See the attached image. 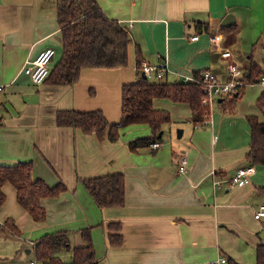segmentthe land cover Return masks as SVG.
<instances>
[{"label": "crops", "instance_id": "0c3cea01", "mask_svg": "<svg viewBox=\"0 0 264 264\" xmlns=\"http://www.w3.org/2000/svg\"><path fill=\"white\" fill-rule=\"evenodd\" d=\"M95 1L106 18L127 30L128 65L82 69L74 84L55 86L34 85L22 72L25 62L44 49L55 51L50 69L61 58L55 0H0V166L32 162L33 180L66 187L58 198L41 201L46 220L35 222L18 204L15 188L2 186L0 264L36 260L35 244L53 232H67L70 250L62 260L69 261L71 249L84 244L80 231L86 228L98 264H210L220 255L226 258L223 264H256L255 248L264 242L253 214L264 205L257 204L264 196V166L255 167L249 184L242 187L215 184L250 165V133L244 149L225 154L215 150L224 142L236 146L246 135L241 126L232 127L213 112L207 124L193 126L187 104L155 99L154 108L168 111L171 123L163 128L156 151L145 147L131 152L130 142L150 137L147 125L122 128L112 143L58 127L55 117L59 111H100L108 123L118 124L122 88L137 79V50L141 64L166 60L164 83L182 82L207 69L224 75L230 61L244 69L247 78L252 65L264 72V0ZM229 14L233 23L222 27ZM213 34L220 35L232 59H222L209 43ZM255 86L264 90L250 82L245 87ZM251 113L263 121L256 104ZM243 124L249 131L244 119ZM182 159L187 170L180 173ZM112 174L124 176V205L100 209L81 181ZM109 236L120 243L110 244Z\"/></svg>", "mask_w": 264, "mask_h": 264}, {"label": "trees", "instance_id": "16d2710c", "mask_svg": "<svg viewBox=\"0 0 264 264\" xmlns=\"http://www.w3.org/2000/svg\"><path fill=\"white\" fill-rule=\"evenodd\" d=\"M55 5L57 24L62 37V55L50 69L44 84L71 85L77 81L82 69L119 68L128 65L130 37L127 30L118 22L106 18L95 0H55ZM136 57L137 79L122 88L121 119L118 124L108 123L100 111L81 113L59 111L55 117L56 125L72 127L84 134L94 135L98 141L107 139L112 143L118 141L122 128L147 125L151 131L150 137L138 138L128 144V149L135 152L154 143L160 144L162 137L158 138V135L171 122L168 111L154 108L155 99L187 104L191 111L190 120L193 126L202 124L207 109L201 104L200 86L194 82H151L140 73L138 50ZM255 68L252 65L248 70L247 80L250 83L256 82L261 75V71ZM200 74L196 73L194 78H200ZM243 89L238 91L237 97L224 99L221 102L223 109L234 113L236 99ZM256 107L262 114L263 121L256 116L246 118L250 133L246 161L254 168L264 166V92L257 98ZM32 167V162H20L11 167L0 166V206L4 202L1 188L5 183H9L16 190L18 204L35 222H44L46 211L41 201L45 198H58L66 187L61 183L49 187L42 180H33ZM81 182L98 208L124 205L125 182L122 174L90 178ZM8 226L14 231L12 224ZM80 235L84 244L71 249L69 261L62 260V255L70 250L67 232L43 235L34 246L36 261L42 264H98L90 229H82ZM108 239L110 244L120 243L118 237L109 236ZM255 256L256 264H264V243L256 246Z\"/></svg>", "mask_w": 264, "mask_h": 264}, {"label": "built area", "instance_id": "2783aa9c", "mask_svg": "<svg viewBox=\"0 0 264 264\" xmlns=\"http://www.w3.org/2000/svg\"><path fill=\"white\" fill-rule=\"evenodd\" d=\"M198 39V35L192 37L190 40L194 41ZM208 41L211 45L218 49L220 57L224 60L232 59V53L228 48H224L221 45V38L219 34L209 35ZM55 56V51L53 49H44L39 52L33 59L27 60L22 68V72L28 76L30 81L34 85H41L48 77L52 59ZM226 72L224 75H219L213 72L211 69H207L201 72L200 78L196 79L194 77H186L182 82H194L200 86L201 90V104L207 110L203 116V123H208L210 115L212 113V108L220 104L221 101L227 97H231L238 93L240 89H243L247 83L246 71L235 63L230 61L226 65ZM168 71V64L162 61L158 64L151 65L142 63L140 68V73L144 74L146 79L161 81L166 72ZM256 84L264 87V72L257 78ZM2 86H0V91ZM217 137L214 136L212 143L216 141ZM160 147L159 144L154 143L150 145V148L156 151ZM186 161L181 160V164L178 171L186 172ZM255 173V168L253 166L239 167L234 171L228 173V175L215 184L219 186L221 183H225L231 187H242L249 184L252 175ZM214 174V173H213ZM212 174V175H213ZM253 217L256 221L264 224V205L259 206V208L254 212ZM0 222V226H1ZM226 263V258L220 255L214 262L210 264H223ZM25 264H37V261H29Z\"/></svg>", "mask_w": 264, "mask_h": 264}, {"label": "rangeland", "instance_id": "374dc122", "mask_svg": "<svg viewBox=\"0 0 264 264\" xmlns=\"http://www.w3.org/2000/svg\"><path fill=\"white\" fill-rule=\"evenodd\" d=\"M162 82H165V81L163 80ZM243 91L244 92L243 93L241 92L240 96L236 99V103L234 105V113H230L228 109H223V106H222L223 104L221 103L215 105L211 110L214 116H216V118L219 113V117H225L226 119H228L229 122H231V126L232 125H234L235 127L241 126V130L246 132V135L244 134L241 137H239L238 144L236 146L234 142H230V143L224 142V143H221L217 147V149H215L218 152H223L225 154L227 152H233L235 149H238V148L244 149L243 148L244 144L248 145L249 131L247 127L243 128V126L245 125L243 124V119L244 121H247L246 118L248 116H255V115H250L252 114L251 111L253 110L254 104H256L257 98L261 95L262 92H264V90L261 91V88L259 86H255V87H245ZM225 107L227 108L226 105ZM179 122H182V120H180ZM176 126L177 125L171 126V129L174 130ZM247 133H248V136H247ZM166 134L167 133H165L163 141L165 140ZM229 136L232 137L233 134L229 133ZM257 204L258 205L264 204V196L260 201L257 202ZM255 230L257 233H259L260 238L263 239V242H264V224H261L258 222V224L255 226Z\"/></svg>", "mask_w": 264, "mask_h": 264}, {"label": "water", "instance_id": "95a60500", "mask_svg": "<svg viewBox=\"0 0 264 264\" xmlns=\"http://www.w3.org/2000/svg\"><path fill=\"white\" fill-rule=\"evenodd\" d=\"M233 21H234V17L232 15H230V14L226 15V17H224V19H223V21L221 23V26L222 27H228V26H230L233 23ZM247 76H248V74H247ZM142 77L145 78V75L142 74ZM234 96H237V95H234ZM176 133H177V137L180 138L181 135H182V130L178 129L176 131ZM161 136H162V132L158 135V138H160Z\"/></svg>", "mask_w": 264, "mask_h": 264}]
</instances>
